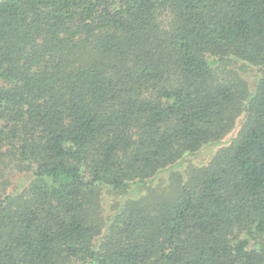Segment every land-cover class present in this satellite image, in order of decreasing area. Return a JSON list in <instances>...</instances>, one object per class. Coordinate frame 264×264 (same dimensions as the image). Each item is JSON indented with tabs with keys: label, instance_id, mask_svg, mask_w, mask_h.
Returning <instances> with one entry per match:
<instances>
[{
	"label": "trees",
	"instance_id": "1",
	"mask_svg": "<svg viewBox=\"0 0 264 264\" xmlns=\"http://www.w3.org/2000/svg\"><path fill=\"white\" fill-rule=\"evenodd\" d=\"M12 167L0 264H264V0H0Z\"/></svg>",
	"mask_w": 264,
	"mask_h": 264
},
{
	"label": "rangeland",
	"instance_id": "2",
	"mask_svg": "<svg viewBox=\"0 0 264 264\" xmlns=\"http://www.w3.org/2000/svg\"><path fill=\"white\" fill-rule=\"evenodd\" d=\"M254 73H256V69L253 67H246L243 75L247 78V80L249 82H252L253 78H254ZM229 136V135H228ZM217 145H209L207 148H204V150H202V152L199 153V155H197V157H190V159L192 160H197V161H201V159H209L210 156L212 155V153L216 150ZM188 160H183L182 163L176 165L175 167H173L171 169V171H181L183 169V167L187 164ZM171 171H166L164 173L161 174V178L158 179V182L161 181H166V179L168 178L167 176V172H171ZM168 173V174H169ZM31 177V172L30 171H20L15 167L10 168L5 175H3L0 178V193H8V192H15L16 190H21L23 189L25 186H27L29 179ZM156 183V184H157ZM104 200H105V206L107 208V210L110 208V204L112 202H114V199L111 196H108L107 194H104Z\"/></svg>",
	"mask_w": 264,
	"mask_h": 264
}]
</instances>
